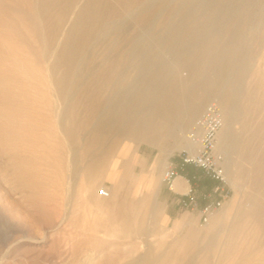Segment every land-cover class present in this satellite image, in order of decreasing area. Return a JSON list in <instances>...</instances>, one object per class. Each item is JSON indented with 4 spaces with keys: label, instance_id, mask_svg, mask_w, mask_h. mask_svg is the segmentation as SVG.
<instances>
[{
    "label": "rangeland",
    "instance_id": "obj_1",
    "mask_svg": "<svg viewBox=\"0 0 264 264\" xmlns=\"http://www.w3.org/2000/svg\"><path fill=\"white\" fill-rule=\"evenodd\" d=\"M77 1L0 0V264H101L108 255L120 264L141 256L154 258L168 245L166 264H176L190 239L197 259L210 240L215 250L227 243L247 247L254 230L244 219L245 212L255 196L264 203V177L259 185L255 179L264 152V0L250 7V19L238 38L231 29L236 25L234 0H144L150 9L144 19L134 15L143 0H104L109 12L99 19L84 47L85 57L92 58L79 59L73 68V78L86 77L95 71L104 50L113 48L111 54L125 55L119 72L131 85L137 68L127 57L135 47L156 49L162 61L175 66V54H199L204 42L236 45L234 57L244 71L236 78L233 73L227 83L216 80L192 119L209 101L220 103L222 96L236 93L232 96L236 112L225 123L229 147L222 144L221 133L219 139L229 198L206 221L182 208L168 223L157 199L160 172L185 145L183 135L191 124L185 111L201 96L202 87H194L184 99L171 135L148 142L110 131L84 150L90 134L77 129L69 143L59 128L67 98L52 84L63 68L57 66L50 75L48 67L82 0ZM179 67L177 77H186V66ZM213 69L207 67L206 77L212 78ZM75 88L67 90L76 100L73 122L93 121L87 113L89 100ZM110 91L108 86L99 90L102 97ZM244 92L253 95L247 110ZM64 121L69 123L68 118ZM161 125L160 132L167 124ZM123 145L128 148L125 155L120 153ZM138 150L149 158L138 156ZM127 162L126 176L122 173ZM102 187L108 190L107 197L98 194ZM200 193L196 190L194 195ZM182 217L184 223L176 225ZM95 242L100 243L98 249L91 247ZM212 256L214 263L217 256ZM233 256L225 263H264L250 253Z\"/></svg>",
    "mask_w": 264,
    "mask_h": 264
},
{
    "label": "bare ground",
    "instance_id": "obj_2",
    "mask_svg": "<svg viewBox=\"0 0 264 264\" xmlns=\"http://www.w3.org/2000/svg\"><path fill=\"white\" fill-rule=\"evenodd\" d=\"M45 1L49 2L53 0ZM234 1L237 3L234 16L236 25L232 26L231 29H233L238 38L244 29V25H246L250 19V7L257 2V0ZM144 3L143 0V3L138 4L139 6L137 7V10L134 12L135 16L141 15L143 17L142 19L147 16L150 10L148 5H144ZM108 7L109 5H107L104 0H82L70 21V25L56 52L53 63L48 67L50 75L53 74V71L57 66L63 68L62 73L59 76L54 77L52 84L60 96H66L67 98V104L63 109L62 116H60L59 128L65 138H69V143L74 142L73 133L77 129H85L87 130V133L90 134V136L87 137V145L83 146L84 150L91 149L94 144H97L98 139L101 138L103 133L110 131L122 134L126 137L136 136L148 142L156 140L159 135H171L172 126L182 112V103L184 99L191 94L194 87H202L201 96L193 100V102L187 106V111H185L189 119L188 122L191 123V127L193 124V116L200 109L201 104L206 97L210 95L209 93L213 91L215 81L222 79L227 83L231 80V75L233 73L236 78L244 71L243 64L234 57L237 50L234 42H226L215 46L213 42L208 41L199 46L197 49V52H200L199 54L185 52L175 54V56L173 55L178 70L180 69L179 66H186L188 69L187 76L184 78L179 79L177 77L178 70L175 69L176 65L174 66L162 61V58L157 55L156 49L145 46L133 48L131 54L127 57L130 60H134V62L132 61L134 63L133 65L137 68V77L131 81L133 82L131 85L130 83H124L125 78L122 75V72H119V69L124 64L123 60L125 55L120 52L111 54L109 51L113 48H106V50H104L100 62L96 65L93 64L95 66V71H93V73L86 77L73 78V68L76 62L79 59L85 58V60H89L92 58L88 55L85 57L86 51L84 47L88 40L90 41L91 38L89 39V37L92 33L96 32L95 29L98 22H100L99 19H101L106 12H109ZM95 35L96 34H94V36ZM209 66L214 68L211 79L205 75V70ZM71 85H75V87L81 91L79 93L89 100L87 113L93 121L73 122L72 118L73 113L76 111V100L67 92ZM104 86H108L111 90L110 95L106 97H102L99 92ZM208 88L211 90L208 91L209 93H207ZM233 95H236V93H229L219 99V105L223 113L224 121L223 128L220 132L221 141L223 145L228 147L229 134L226 131L225 123L232 118L236 112L232 99ZM252 100L253 95L251 92L243 93L244 110H247L251 106ZM3 115L7 116L8 112L4 111ZM67 118L69 120L68 124L64 121ZM161 123H165L167 126L160 132L158 129H161ZM126 147L127 146L125 145L122 146V149H120V153L122 152L121 154L124 155ZM69 149L71 150V147H69ZM257 162V175H255V179L257 180L256 184L259 185V181L264 177V172H262L264 168V152ZM261 195L264 196V189L261 191ZM245 210L242 211V213H244ZM245 216L246 218L244 219L251 223L252 229L254 230V238L247 247H245L246 245H243V243L238 246H235L232 243H227L220 250H215L214 242L210 240L202 248L201 257L197 259V255L192 251L194 245L192 244V239H190L188 247L185 249L179 260H177L176 264H224L229 256H236L237 254L243 257L245 253H250V255L256 256L259 261L263 260L264 203L257 196L253 197L252 206L248 212H245ZM99 246L100 243L95 242L91 247L98 249ZM169 252L170 245L163 247L161 252L157 255L155 254L156 256L154 258L141 256L138 261L129 260L123 261L120 264H166ZM213 254L217 256L214 263L211 260ZM102 260L101 264L116 263V260L112 255H108ZM254 264H260V262Z\"/></svg>",
    "mask_w": 264,
    "mask_h": 264
},
{
    "label": "built area",
    "instance_id": "obj_3",
    "mask_svg": "<svg viewBox=\"0 0 264 264\" xmlns=\"http://www.w3.org/2000/svg\"><path fill=\"white\" fill-rule=\"evenodd\" d=\"M223 124L219 103L216 100L206 103L192 126L184 133V147L178 151L175 159H167L160 172L159 182L168 188L173 186L177 176L181 177L185 187L179 205L197 212L202 221H206L229 198L224 155L219 149ZM202 178L212 180L214 184L195 196ZM98 194L107 197L109 192L102 187Z\"/></svg>",
    "mask_w": 264,
    "mask_h": 264
},
{
    "label": "crops",
    "instance_id": "obj_4",
    "mask_svg": "<svg viewBox=\"0 0 264 264\" xmlns=\"http://www.w3.org/2000/svg\"><path fill=\"white\" fill-rule=\"evenodd\" d=\"M127 149L128 148L126 147L124 151V155L127 153ZM136 154H138V156L146 160L149 158V155L144 151L138 150ZM128 162L123 165L122 174H125L126 176L128 175L126 169ZM213 184L214 182L212 180L202 178L198 183V187H199L198 190L200 191L208 190ZM184 187L185 185H183L180 176H177L174 179L173 186L171 188H168L163 184H159L157 191V199L159 200L160 203L163 204V208H164L163 219L165 222L168 223L172 218L176 217L178 215V211L182 209V207L179 205V200L183 197L182 193ZM185 218L186 217H182L181 219L177 220L175 224L178 225L179 223H184Z\"/></svg>",
    "mask_w": 264,
    "mask_h": 264
}]
</instances>
